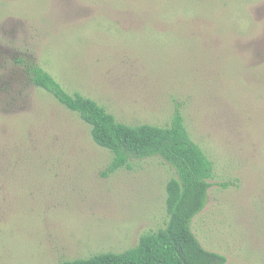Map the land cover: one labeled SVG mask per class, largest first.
Segmentation results:
<instances>
[{
    "label": "rangeland",
    "instance_id": "374dc122",
    "mask_svg": "<svg viewBox=\"0 0 264 264\" xmlns=\"http://www.w3.org/2000/svg\"><path fill=\"white\" fill-rule=\"evenodd\" d=\"M17 58L127 124L178 108L213 163L191 230L224 264H264V0H0V264L120 252L164 226L173 167L110 151Z\"/></svg>",
    "mask_w": 264,
    "mask_h": 264
},
{
    "label": "trees",
    "instance_id": "16d2710c",
    "mask_svg": "<svg viewBox=\"0 0 264 264\" xmlns=\"http://www.w3.org/2000/svg\"><path fill=\"white\" fill-rule=\"evenodd\" d=\"M31 84L48 92L65 110L89 127L92 141L112 158L107 171L129 167V159L157 155L169 163L175 177L165 185L167 219L163 227L143 233L138 243L120 252H102L60 264H224L222 254L205 249L191 230V221L205 206L213 163L189 136L176 108L166 126L117 121L106 107L77 92L67 91L33 60L17 58Z\"/></svg>",
    "mask_w": 264,
    "mask_h": 264
}]
</instances>
